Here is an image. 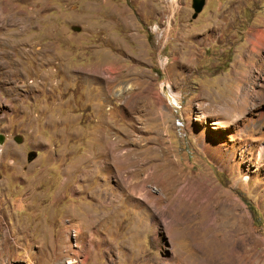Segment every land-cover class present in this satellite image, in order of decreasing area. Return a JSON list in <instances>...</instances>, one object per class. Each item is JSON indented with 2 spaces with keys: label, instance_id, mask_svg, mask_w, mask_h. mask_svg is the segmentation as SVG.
Returning <instances> with one entry per match:
<instances>
[{
  "label": "rangeland",
  "instance_id": "1",
  "mask_svg": "<svg viewBox=\"0 0 264 264\" xmlns=\"http://www.w3.org/2000/svg\"><path fill=\"white\" fill-rule=\"evenodd\" d=\"M191 3L0 0V264H264V0Z\"/></svg>",
  "mask_w": 264,
  "mask_h": 264
},
{
  "label": "bare ground",
  "instance_id": "2",
  "mask_svg": "<svg viewBox=\"0 0 264 264\" xmlns=\"http://www.w3.org/2000/svg\"><path fill=\"white\" fill-rule=\"evenodd\" d=\"M256 38H257V40L255 41V43H259V41L262 42V40H264V34L261 30H259L258 33L256 34ZM208 247L210 248L209 245H208ZM211 252H212V250H211ZM209 254H212V253H209ZM232 256H233V254H230V253L227 255H224V258L229 259L230 261H226L225 263H221L220 261H218V258L217 259H213V257L210 258L207 251L201 250V251H198L196 258L203 259L202 262H204L206 264H237L236 259H234V257H232Z\"/></svg>",
  "mask_w": 264,
  "mask_h": 264
},
{
  "label": "water",
  "instance_id": "3",
  "mask_svg": "<svg viewBox=\"0 0 264 264\" xmlns=\"http://www.w3.org/2000/svg\"><path fill=\"white\" fill-rule=\"evenodd\" d=\"M204 4H205V0H192L191 7L194 11V13H193L194 18L202 10Z\"/></svg>",
  "mask_w": 264,
  "mask_h": 264
}]
</instances>
